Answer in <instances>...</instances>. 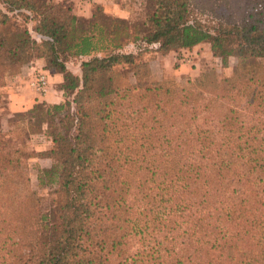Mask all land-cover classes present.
I'll return each mask as SVG.
<instances>
[{"label":"trees","instance_id":"obj_1","mask_svg":"<svg viewBox=\"0 0 264 264\" xmlns=\"http://www.w3.org/2000/svg\"><path fill=\"white\" fill-rule=\"evenodd\" d=\"M218 1L216 24L201 20L212 0H145L136 23L84 28L70 0H0V88L15 67L42 59L64 74L67 98L20 113L0 102V264H264V65H255L264 0ZM14 11L38 18L41 46L23 25L10 32ZM204 43L224 66L239 61L232 77L206 74L188 89L117 86L118 66L134 65L130 44L165 54ZM67 51L94 56L81 77L59 57ZM143 68L135 64L137 79ZM112 94L118 104L103 100ZM6 109L9 124L22 123L23 146L43 134L51 149L13 147ZM36 157L52 161L38 175L55 196L46 209L27 168Z\"/></svg>","mask_w":264,"mask_h":264},{"label":"rangeland","instance_id":"obj_2","mask_svg":"<svg viewBox=\"0 0 264 264\" xmlns=\"http://www.w3.org/2000/svg\"><path fill=\"white\" fill-rule=\"evenodd\" d=\"M56 2H61L63 0H54ZM83 3L93 4L97 0L93 2H85L80 0ZM72 3V14L80 19L83 20L84 28H89L90 24L94 23L96 19L103 20L102 22H108V24L117 23L118 21H123V23L127 25H131L142 20L145 16V0H104L102 4H94L92 6V10L88 13H81V15H77L74 11V3ZM95 5L103 6V10L98 12L97 18H94L93 14L95 12ZM1 9L4 11V5L0 3ZM226 7L225 3H222L218 0H212L211 4L208 5L207 9H209L207 15L201 16V20L208 23V21H213V24H216L221 17V13L224 12V8ZM122 9L125 12V17L120 16L119 10ZM223 10V11H222ZM28 16L26 18L24 15ZM13 18V22L15 24L10 25V32L14 33L18 31L19 26L23 25L24 27L28 28L30 31V35L32 39L36 41L38 45H42L43 41L39 38L38 34L36 33V26L39 23L38 18H35L29 13L22 11H14L13 13H9ZM18 22V23H17ZM108 44V42H105ZM140 47V48H139ZM139 47H134L132 44L128 45L125 52L135 54L136 58L134 61V65L132 64H121L118 67H123V80L117 85L121 90L127 89L129 87L135 86L138 84H151V83H160L164 87L169 89H188L192 84H195L200 80L202 77L206 76V74H214L217 81H221L225 78H230L233 76L234 69L238 64V60L234 57L229 58L228 66H224L222 60L219 57H216L211 49V45L209 43H204L198 45L193 49H186V50H178V51H171L168 53L163 54L160 50L156 49L155 47L147 48L146 45H141ZM147 48V49H146ZM143 49L141 54H139V50ZM111 51H104L98 53L94 56H98L99 58H108L111 56ZM76 57L71 52H65L64 55H60L59 57L63 60L62 62L66 65L67 69L76 77L82 76V64L91 60L92 57ZM41 60L43 61L42 65L45 71L47 70V63L45 60L36 59L32 63L28 65H18L14 68V75L7 79V85L3 88H0V102L1 107H7L10 102L9 94L6 92V87H8L12 81H14L24 67L35 66L36 61ZM135 64H143L145 68L141 71L140 79H137L134 76V68ZM254 65V63H253ZM256 67L263 66L264 61L259 60ZM37 66V65H36ZM119 69V68H118ZM51 72V71H49ZM48 72V73H49ZM54 74H58L64 80V74L60 72H52ZM39 75H44L47 79V88L49 86L48 75L45 72L39 71L33 78V82ZM140 80V81H139ZM102 81V80H100ZM32 82V83H33ZM46 88V90H47ZM46 92V91H45ZM44 92V93H45ZM42 93V94H44ZM137 94V91H134ZM104 98V99H103ZM102 99L105 102L112 101L118 104V96L115 94L109 95L107 97H103ZM66 97L64 96V103L66 101ZM29 109H26L21 112H26ZM7 109L3 113V130L9 133V137L11 140V144L15 148H21L25 152H45L53 146V143L50 138L46 137L45 135H32L30 140H27L26 146L22 145L21 137H25L24 135H19L20 131L18 128H21L22 123L15 119L16 122L9 124L7 115ZM20 113V112H17ZM10 114V112H9ZM46 130V126L44 127ZM27 136V134H26ZM46 160V161H45ZM52 166V161L50 159H41V158H31L27 160V168L29 170V174L31 177V187L35 190L39 196L43 200V207L50 208L52 204L55 202V196L51 194L52 187L50 186H41L38 181L39 169L41 168H50Z\"/></svg>","mask_w":264,"mask_h":264},{"label":"crops","instance_id":"obj_3","mask_svg":"<svg viewBox=\"0 0 264 264\" xmlns=\"http://www.w3.org/2000/svg\"><path fill=\"white\" fill-rule=\"evenodd\" d=\"M102 1L104 2V0H97L93 4H87L80 0H72L74 3V11L77 15L89 13L95 3L102 4ZM119 12L121 17H125L126 14L122 9H120ZM42 63L43 61L37 60L35 66L24 67L21 74L6 87L5 91L8 92L10 98L8 105L12 113L31 109L38 102L56 105L64 101L63 92L59 90V86L62 84L63 79L58 74L45 71ZM39 71L45 72L48 75L49 86L44 94L37 92L32 86L33 78Z\"/></svg>","mask_w":264,"mask_h":264},{"label":"built area","instance_id":"obj_4","mask_svg":"<svg viewBox=\"0 0 264 264\" xmlns=\"http://www.w3.org/2000/svg\"><path fill=\"white\" fill-rule=\"evenodd\" d=\"M85 2H93L95 0H83ZM32 86L39 93H44L47 88V79L44 75H39L35 81L32 83Z\"/></svg>","mask_w":264,"mask_h":264}]
</instances>
